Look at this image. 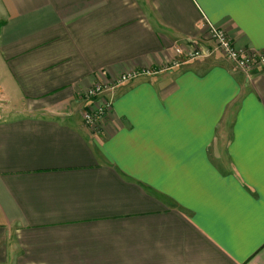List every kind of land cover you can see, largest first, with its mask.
Instances as JSON below:
<instances>
[{"label": "crops", "instance_id": "1", "mask_svg": "<svg viewBox=\"0 0 264 264\" xmlns=\"http://www.w3.org/2000/svg\"><path fill=\"white\" fill-rule=\"evenodd\" d=\"M211 26L264 52V0H0V264H264V65Z\"/></svg>", "mask_w": 264, "mask_h": 264}, {"label": "built area", "instance_id": "2", "mask_svg": "<svg viewBox=\"0 0 264 264\" xmlns=\"http://www.w3.org/2000/svg\"><path fill=\"white\" fill-rule=\"evenodd\" d=\"M221 31V28H217L211 26V36L215 41L214 46L211 47H198L196 49H189L187 48V57L188 58H198L203 56L210 55L214 50L220 52L226 59L232 61L241 71L247 73L253 67V57L250 55L249 51H254L251 49L247 50H239L237 49L232 41L225 37ZM182 46H177L175 51L180 53L182 51ZM255 52V51H254ZM136 74L135 73H127L121 75L116 81L112 84L105 85V84H97L91 88H89L85 95L87 98H95L97 96L100 97L104 92H112L116 89L117 86L122 85L123 83L129 81L133 78ZM104 95V94H103ZM110 98V97H109ZM106 97H101L99 99L102 103L96 106L94 109H88L83 114L84 121L93 127L99 125L100 121L102 120L103 115L110 107V100ZM98 100V101H99Z\"/></svg>", "mask_w": 264, "mask_h": 264}, {"label": "rangeland", "instance_id": "3", "mask_svg": "<svg viewBox=\"0 0 264 264\" xmlns=\"http://www.w3.org/2000/svg\"><path fill=\"white\" fill-rule=\"evenodd\" d=\"M221 31H223L222 33H223V35L225 36V37H227V38H229L230 40H231V38L228 36V34H227V32L224 30V29H221ZM232 41V40H231ZM215 42V41H214ZM250 52V55L253 57V64H252V66L251 67H254V66H256V65H264V52L262 53H258V52H254V51H249ZM223 56V55H222ZM224 57V56H223ZM106 92H104L103 94H104V97H108V95H106L105 94ZM103 94L102 95H100V96H103ZM102 103V101H98V102H96V103H94L93 104V106H91L89 109L91 110V109H94L96 106H98V105H100ZM107 112V111H106ZM105 112V113H106ZM105 115V114H104ZM104 115H103V117H104Z\"/></svg>", "mask_w": 264, "mask_h": 264}]
</instances>
